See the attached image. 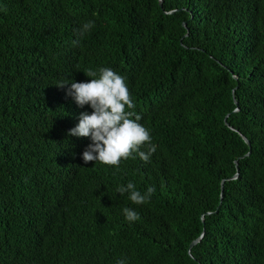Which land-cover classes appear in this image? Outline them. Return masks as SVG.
Instances as JSON below:
<instances>
[{
  "label": "trees",
  "instance_id": "obj_1",
  "mask_svg": "<svg viewBox=\"0 0 264 264\" xmlns=\"http://www.w3.org/2000/svg\"><path fill=\"white\" fill-rule=\"evenodd\" d=\"M101 67L126 78L149 162L85 164L90 138L67 135L92 109L56 85ZM119 259L264 264V0H0V264Z\"/></svg>",
  "mask_w": 264,
  "mask_h": 264
},
{
  "label": "clouds",
  "instance_id": "obj_2",
  "mask_svg": "<svg viewBox=\"0 0 264 264\" xmlns=\"http://www.w3.org/2000/svg\"><path fill=\"white\" fill-rule=\"evenodd\" d=\"M94 21L82 23L77 30L78 38L72 41L78 46L92 28ZM84 74L91 79L86 82H61L57 87L70 84L67 94L72 96L78 106L89 105L92 112H81L78 123L70 129L68 136L87 137L91 143L82 153V160L98 162L103 165L119 167L121 160L129 158L149 162L156 151L149 130L139 121L140 115L135 111V104L129 91L126 78L111 68L101 67L98 70L87 69ZM147 151H141V148ZM116 192L128 193V199L136 204H146L150 201L155 188L149 186L143 193L129 182L126 186H117ZM125 219L134 222L140 219L139 214L130 208L123 209ZM116 264H126L125 259L117 260Z\"/></svg>",
  "mask_w": 264,
  "mask_h": 264
},
{
  "label": "water",
  "instance_id": "obj_3",
  "mask_svg": "<svg viewBox=\"0 0 264 264\" xmlns=\"http://www.w3.org/2000/svg\"><path fill=\"white\" fill-rule=\"evenodd\" d=\"M159 5L161 6L162 5V0H159ZM235 103H236V101H235ZM238 109V108H237ZM237 109H235V110H237ZM225 123L227 124V122H226V119H225ZM241 137L243 138V140L246 142V144L249 146V148H250V142H249V140L245 137V136H243V135H241ZM249 153H250V150H248L245 154H244V156H247V155H249ZM235 165H236V173L232 176V178H236L237 176H238V168H237V161H235ZM223 182H224V180H222L221 181V185H220V200L222 199V195H223ZM203 234V233H202ZM202 234H201V236H202ZM201 236H199L198 238H196L195 240H193L191 243H190V245H189V247H188V250L190 251V249H191V247L193 246V245H195L199 240H200V238H201Z\"/></svg>",
  "mask_w": 264,
  "mask_h": 264
}]
</instances>
